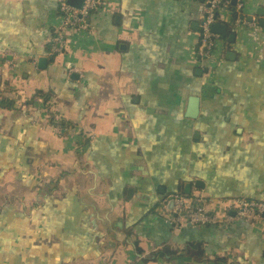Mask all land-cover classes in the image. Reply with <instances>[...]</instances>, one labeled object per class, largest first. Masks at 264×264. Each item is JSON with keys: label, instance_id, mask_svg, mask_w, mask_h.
<instances>
[{"label": "crops", "instance_id": "obj_1", "mask_svg": "<svg viewBox=\"0 0 264 264\" xmlns=\"http://www.w3.org/2000/svg\"><path fill=\"white\" fill-rule=\"evenodd\" d=\"M103 1L52 54L56 0H0V264H264L263 219L166 214L264 202V0L208 61L200 1Z\"/></svg>", "mask_w": 264, "mask_h": 264}, {"label": "built area", "instance_id": "obj_2", "mask_svg": "<svg viewBox=\"0 0 264 264\" xmlns=\"http://www.w3.org/2000/svg\"><path fill=\"white\" fill-rule=\"evenodd\" d=\"M201 7L200 39L198 54L202 61H208L219 38L212 32V25L221 20V10H231L236 15V24H248L240 18L244 0H198ZM234 1V5L232 2ZM62 21L61 30L54 33L50 40L52 54H59L65 48L64 29H80L87 26L88 17L104 6L103 0H84L80 8L68 4L67 0H56ZM240 15V16H239ZM168 203L172 206L166 211L167 216L176 224L187 223L195 227L224 226L236 220L257 222L264 220V202L243 199L229 200L223 213L211 212L207 201L201 195L187 197L182 194L170 195ZM165 207V205H164Z\"/></svg>", "mask_w": 264, "mask_h": 264}, {"label": "water", "instance_id": "obj_3", "mask_svg": "<svg viewBox=\"0 0 264 264\" xmlns=\"http://www.w3.org/2000/svg\"><path fill=\"white\" fill-rule=\"evenodd\" d=\"M84 0H67L68 4L75 7L80 8ZM232 5H234V1L232 2ZM257 13H260L257 11ZM240 18H243V15L240 16ZM251 17H247L246 20L250 21ZM212 32L215 34L220 35L221 37H225L226 35V27L222 23H215L212 25ZM197 105H198V99L196 97H190L189 103H188V112L186 113L187 117L194 118L197 114ZM172 206V202L169 203L168 207L170 208ZM264 218V213L262 215Z\"/></svg>", "mask_w": 264, "mask_h": 264}, {"label": "trees", "instance_id": "obj_4", "mask_svg": "<svg viewBox=\"0 0 264 264\" xmlns=\"http://www.w3.org/2000/svg\"><path fill=\"white\" fill-rule=\"evenodd\" d=\"M6 101V104H3V102H5ZM0 102H2V104L4 105V106H10V103L13 105V101H11L10 103L9 102H7V100L6 99H4V97H2L1 98V101ZM12 107V106H11ZM61 125L63 126L64 124H63V121H61Z\"/></svg>", "mask_w": 264, "mask_h": 264}, {"label": "rangeland", "instance_id": "obj_5", "mask_svg": "<svg viewBox=\"0 0 264 264\" xmlns=\"http://www.w3.org/2000/svg\"><path fill=\"white\" fill-rule=\"evenodd\" d=\"M246 8H247V4H245V1H244V8H243V11H242V13H245L246 12ZM220 13H222V10L221 11H219ZM222 16H226V14L225 13H223L222 14ZM232 19V18H231ZM218 45V44H217ZM217 48V47H216Z\"/></svg>", "mask_w": 264, "mask_h": 264}]
</instances>
